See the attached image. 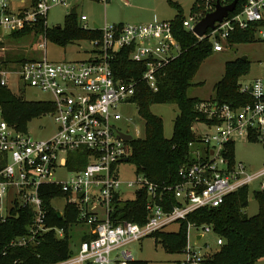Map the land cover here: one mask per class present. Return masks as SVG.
<instances>
[{"label":"built area","instance_id":"built-area-1","mask_svg":"<svg viewBox=\"0 0 264 264\" xmlns=\"http://www.w3.org/2000/svg\"><path fill=\"white\" fill-rule=\"evenodd\" d=\"M72 1L0 0V45L6 37L34 26L37 19L47 28L48 11L58 5L68 8ZM227 1L205 0L203 12L183 17L182 28L194 35L193 28L214 11L216 2L224 6ZM73 7L76 10L77 5ZM234 12L198 38L207 39L213 52L223 51L236 30L252 29L254 38L264 42V0H244L241 10ZM77 22L84 31L99 32L97 38L84 40L86 59L49 61L46 37L40 35L41 58L0 62L1 87L16 94L27 88L41 92L47 96L41 102L53 106L51 112L42 115L49 117L53 126V133L45 139L31 137L27 128L18 131L4 120L0 107V222L16 210L25 209L29 214L24 232L12 238L7 247L37 250L48 236L57 240L66 236L67 257L46 264H136L127 245L146 237L157 241L158 234H176L184 229V246L168 252L177 257L173 264H209L223 239L210 224L199 222L201 210L220 207L241 189H247L249 195L264 191V164L252 169L236 162L233 151L236 141L264 146V79L240 84L239 92L250 96L240 106L198 105L206 122L198 123L203 131H196V140L188 143L186 160L178 168L174 184L157 185L136 173L134 180L123 181L120 167L129 162L130 142L138 137L136 133L133 136L129 125L121 126L125 119L119 109L136 106L132 98L138 82L157 91L160 72L179 55L180 45L171 21L94 28L81 15ZM119 55L143 67L138 80L115 75ZM121 134L131 140L124 141ZM51 187L60 195L50 196L45 204L44 195ZM138 194L144 200V220H124L121 208ZM56 198L64 200L61 210L51 204ZM49 209L63 221L61 227L50 223ZM67 210L73 215L71 222ZM172 225L176 231L166 230ZM71 228L79 230L74 245L70 243Z\"/></svg>","mask_w":264,"mask_h":264},{"label":"trees","instance_id":"trees-1","mask_svg":"<svg viewBox=\"0 0 264 264\" xmlns=\"http://www.w3.org/2000/svg\"><path fill=\"white\" fill-rule=\"evenodd\" d=\"M96 1V0H95ZM221 1V0H220ZM228 0L227 2H231ZM244 0H239L235 12L241 10ZM178 9V6H174ZM183 17L180 13L170 20L174 35L180 45V53L160 72L157 91H151L144 82H138L132 101L136 104L137 113L144 122L142 138L130 142L132 155L129 162L135 165V173L143 174L149 181L157 185H172L177 181V170L185 162L188 154V143L196 140L194 126L206 122L205 115L197 107L202 101L190 97L188 91L199 84L193 83L201 64L212 54V45L207 39H198L182 28ZM34 32L44 35L54 44L65 47L80 40L97 38L99 32L84 31L77 22V16L70 13L65 17L63 27L45 28L41 19H37L32 27L14 33ZM254 40L252 29L236 30L227 39V44ZM20 59L17 62H22ZM143 67L134 64L125 56L119 55L114 73L124 79L138 80ZM248 74V64L245 60L236 59L226 62L222 78L213 86L212 103L232 104L240 106L250 100L248 94L239 92V80ZM175 105L178 114L172 125L170 138L163 134L162 120L151 113L152 105ZM0 107L4 120L18 131L25 132L27 125L33 119L51 112L53 106L41 101H26L21 95L13 93L0 86ZM44 195L48 204L50 196H58V190L51 187ZM256 192L252 196L261 195ZM249 193L241 189L226 198L224 203L212 210H201L199 222L210 224L214 231L222 237L223 244L212 254L209 264H255L264 258V199H255L258 203V213L248 217L244 209L248 206ZM123 219L141 223L144 220V200L138 194L134 201L126 202L120 210ZM12 217L0 222V264H46L51 261L66 258L68 255V237L57 240L48 236L37 250L8 248V242L21 235L29 220L28 210H16ZM67 220L73 221L71 211L67 210ZM193 217V216H192ZM49 219L52 225L62 226L54 211L49 209ZM162 246L167 252L179 251L185 243L184 229L176 234H158ZM22 261V263H21ZM136 264H147L138 261Z\"/></svg>","mask_w":264,"mask_h":264},{"label":"rangeland","instance_id":"rangeland-1","mask_svg":"<svg viewBox=\"0 0 264 264\" xmlns=\"http://www.w3.org/2000/svg\"><path fill=\"white\" fill-rule=\"evenodd\" d=\"M229 3V2H227ZM77 5L76 16L84 15L87 18L86 24H92L103 27L104 24H149L162 21H170L180 13L182 17H187L190 12L198 14L205 8V0H111L108 3H99L95 0H74L68 8L66 6L52 7L46 16L47 28L63 27L65 17L71 11V7ZM177 5L178 9L174 6ZM43 37L34 32L20 33L6 37L0 45V62L14 63L20 59L33 60L42 57L43 52L38 49ZM84 40H80L60 47L46 38L45 56L51 62H71L82 61L87 58L85 52L86 45ZM221 52H212L200 66L193 83L198 86L189 89L190 97L198 98L202 101L212 102L213 86L218 82L224 73L226 62L246 57L248 64V74L239 80L240 84L250 85L252 82L261 78L264 79V42L254 38L251 42L226 44ZM26 101H41L47 96L41 92L32 89H25L18 93ZM36 94V97L34 96ZM150 111L162 120L163 134L165 138H170L172 125L178 110L175 105L157 104L152 105ZM119 112L125 120L120 124L129 125L130 132L138 139L144 135V122L137 113L136 106L120 108ZM45 129L40 130L39 127ZM195 131H203V126L196 124ZM29 135L35 139H45L53 133L52 122L49 117H39L33 119L27 125ZM136 133V134H135ZM200 148V147H199ZM234 159L236 162H242L252 169H259L264 164V146L260 143H248L247 141H236L234 144ZM86 163V158L82 159ZM120 176L123 181H132L135 179V165L126 162L120 167ZM264 192V191H263ZM255 199L263 198L261 195H249L248 206L244 213L252 217L258 213V203ZM52 206L61 210L64 206V200L56 198L52 201ZM176 226L172 225L166 230L176 231ZM71 245L78 240V228H71ZM153 237H146L139 242H134L126 246L133 258L137 261L147 264H173L177 259L176 255L168 253L162 246L160 238L157 241ZM206 240L212 241L213 237H206ZM255 264H264V258Z\"/></svg>","mask_w":264,"mask_h":264},{"label":"water","instance_id":"water-1","mask_svg":"<svg viewBox=\"0 0 264 264\" xmlns=\"http://www.w3.org/2000/svg\"><path fill=\"white\" fill-rule=\"evenodd\" d=\"M239 0H232L229 4L222 6L219 2H216L214 6V11L206 14L193 28L192 32L197 38H203L209 30H213L215 23H220L228 14L233 13ZM71 15L76 14L75 7L70 11ZM94 28L97 25L93 24ZM246 57H241L240 60H245ZM251 89H248V93ZM120 138L124 141H130L131 137L129 135L121 134ZM57 217L60 218V214L57 213Z\"/></svg>","mask_w":264,"mask_h":264}]
</instances>
